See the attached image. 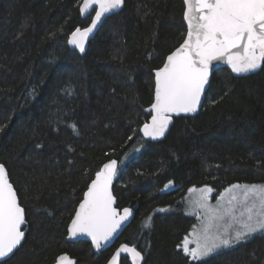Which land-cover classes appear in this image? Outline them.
<instances>
[{"label":"trees","instance_id":"1","mask_svg":"<svg viewBox=\"0 0 264 264\" xmlns=\"http://www.w3.org/2000/svg\"><path fill=\"white\" fill-rule=\"evenodd\" d=\"M81 3L0 0V163L27 217L26 241L7 264H53L63 253L106 264L121 243L144 264H197L182 251L199 222L185 212L189 190L210 187L216 200L233 184H264V67L247 77L216 71L199 115L175 119L163 141L149 142L141 129L154 71L185 39L184 0H126L85 54L68 44L91 23ZM112 159L120 162L118 207L136 218L116 246L96 254L88 242H68V226ZM200 264H264V235Z\"/></svg>","mask_w":264,"mask_h":264},{"label":"snow or ice","instance_id":"2","mask_svg":"<svg viewBox=\"0 0 264 264\" xmlns=\"http://www.w3.org/2000/svg\"><path fill=\"white\" fill-rule=\"evenodd\" d=\"M124 3L125 0H82L81 15L90 11L94 15L88 27L72 32L68 43L84 53L89 36L102 18L118 12ZM184 4L186 39L155 71L154 99L148 109L154 114L141 129L145 137L153 140L168 131L171 114L198 112L216 63H226L233 73L242 76L264 67V0H184ZM70 127L79 134L75 124ZM117 173V161L113 159L95 174L69 226L70 238L90 237L99 250L113 240L131 216L130 209H123L121 215L114 207L112 184ZM199 191L194 206L203 209L204 217L201 226L194 228V239L186 238L182 247L192 261L200 264L218 250L246 242L257 234L264 235V185L233 184L220 195L216 205L209 204L213 189ZM150 219L146 227L150 226ZM24 225L25 209L5 165L0 163V264H7L6 258L21 246ZM190 243L195 246L190 248ZM122 253L143 260L140 251L125 244L116 250L109 264H120ZM58 264L74 262L62 255Z\"/></svg>","mask_w":264,"mask_h":264},{"label":"water","instance_id":"3","mask_svg":"<svg viewBox=\"0 0 264 264\" xmlns=\"http://www.w3.org/2000/svg\"><path fill=\"white\" fill-rule=\"evenodd\" d=\"M125 4H126V0H125V3H124V6H123L118 12H115V13H113V14H111V15H108V16L102 18V22L97 26V29L94 30L93 34L89 36L88 41H87V43H86V45H85V52H84V53H80L79 50H78L77 48H75L74 46H72V45H70V44L68 43L70 49L73 50V51H77L79 54H85V53L87 52L88 48H89L90 42H91V41L96 37V35L99 33V31H100L101 27L103 26V24H104V23H105L110 17H112L113 15H115V14L121 12V11L125 8ZM184 6H185V4H184ZM185 11H186V6H185V9H184V23H185V25H186V27H187V22H186V20H185ZM93 15H94V12H91V11H90V13H88V14L81 15V17H82L83 19H87L88 17L93 16ZM89 25H90V24H89ZM81 29H83V28H81ZM186 33H187V32H186ZM70 37H71V35L69 36V38H70ZM185 39H186V36H185ZM185 39H184V40H185ZM183 42H184V41H183ZM183 42H182V43H183ZM179 47H180V46H179ZM169 55H170V54H169ZM166 61H167V58H166ZM166 61H165V63H166ZM165 63H164V64H165ZM163 66H164V65H163ZM163 66H162V67H163ZM162 67H161V68H162ZM223 68L228 69V70L233 74V76H235V77H247V76H250V75H253V74H256V73L260 72V71L262 70L263 67H262L261 69L257 70V71L254 72V73H250V74H248V75H246V76H242V75H237L236 73H233L232 70H231V67H230L229 65H227L226 63H216V64H215V69H214V71H213V74H212L211 77H210V86H211V83H212V78H213L214 73H215L216 71L220 70V69H223ZM155 71H156V70H155ZM155 71H154V78H155ZM209 89H210V87H207V88H206V94H205L204 97H202L201 107H200V109L198 110V112H197L196 114H181V115H179V116H177V115H175V114H171V116H172V123L169 125V127H168V131L165 133V135H164L163 137H161V138H159V139H155V140H153V139H151V138H149V137H145V136L143 135L142 131H141V135H142V137H143L144 139H146L147 141H149V142H153V143H159V142L163 141V140L169 135L171 129L173 128L174 123H175V119H177V118H181V117H195V116L199 115V113L201 112V110H202V108H203V106H204V104H205L206 97H207V93H208ZM150 108H151V106H150L148 109H150ZM148 109H147V114L150 115V118H149V121H148L147 123H150V122H151V116H152L154 113L148 111ZM112 160H113V159H112ZM114 160L117 161V166H118V171H119V169H120V162H119V160H117V159H114ZM108 162H109V161H108ZM108 162H106V163H108ZM106 163H105V164H106ZM102 168H103V166L101 167V169H102ZM101 169H100V170H101ZM7 171H8V170H7ZM117 174H118V173H117ZM94 179H95V176H94L93 180H94ZM9 180H10V182H11L10 176H9ZM93 180H92V181H93ZM92 181H91V182H92ZM91 182L89 183V185L91 184ZM115 182H116V177L114 178V180H113V184H112V192H113V195H114V197H115V199H116V203L114 204V207H116L117 209H119V210H120V214L122 215V214H123L122 210L125 209V208L120 209V208L118 207V201H117V198H116V196H115V194H114V186H115ZM11 183H12V182H11ZM89 185H88V187H89ZM13 186H14V185H13ZM87 190H88V188H87ZM87 190L85 191V193L87 192ZM85 193H84V194H85ZM18 198H19V196H18ZM83 199H84V196H83ZM83 199H82V201H83ZM19 201H20V199H19ZM82 201H81V202H82ZM81 202H80V203H81ZM80 203H79V204H80ZM78 208H79V205L77 206L76 211L78 210ZM126 208L130 209L132 214H131V216H129L128 220L125 221L124 225H122V227H121V229L118 231L117 235L113 238V240H112L107 246L102 247L101 249L97 250V249L95 248V246L93 245V243H92L90 237H87V236H78V237H75V238H70L69 231H68V235H67V241L70 242V243L88 242V243H90V244L92 245L93 251H94L96 254H99V253H101L102 251H106V250H109V249L113 248V247L116 246V244L118 243V241H119V239L121 238V236L123 235L124 231H125V230H126L131 224H132V222H133V221L135 220V218H136V212H135L132 208H130V207H126ZM76 211H75V213H76ZM74 216H75V214H74ZM74 216H73V218H74ZM25 217H26V211H25ZM73 218H72V219H73ZM71 221H72V220H71ZM70 224H71V222H70ZM70 224H69V226H70ZM69 226H68V230H69ZM26 227H27V217H26V225L22 226L23 230L25 231V239H24V241L22 242L21 246H20L17 250H15V252H14L9 258H6L7 261H8L9 259H11V258L13 257V255H14V254H15V253H16V252H17V251L23 246V244L25 243L26 238H27V232H26V230H25ZM125 244H126V243H121V244H119L118 247H117V248L115 249V251L113 252V254L116 252V250H117L121 245H125ZM126 245H128L129 247H133V246H131V245H129V244H126ZM113 254H112V255H113ZM141 254H142V253H141ZM62 255H66L67 257L70 258L71 261L74 262V264H78L77 260L74 259V258H72L69 254H67V253H63V254H61L60 256H62ZM60 256H59V257H60ZM142 256H143V255H142ZM111 257H112V256H111ZM111 257H110V259H111ZM124 258H128L131 264H144V263H145L144 256H143V260L140 261V260H135V259L131 256V254H125V253H122V254H121V261H120V264H122V260H123ZM110 259L108 260V262H107L106 264H109ZM53 264H58V258L56 259V261H55Z\"/></svg>","mask_w":264,"mask_h":264},{"label":"rangeland","instance_id":"4","mask_svg":"<svg viewBox=\"0 0 264 264\" xmlns=\"http://www.w3.org/2000/svg\"><path fill=\"white\" fill-rule=\"evenodd\" d=\"M240 185H245V184H240ZM248 185V184H247ZM259 185H264V184H259ZM173 187L172 186H169L167 189H166V191H169V190H171ZM204 188H210V187H202V188H192V189H196L197 191H192V189H190L189 190V192H188V194H187V197H186V206H185V212H186V214L187 215H189V216H196L197 218H198V220H199V222H198V224L194 227V228H196V229H198L200 226H201V220L203 219V217H204V212H203V209H198V208H196L195 206H194V203H195V201L196 200H198V198L200 197V189H204ZM229 188V187H228ZM212 189V188H211ZM224 192L225 191H223L222 193H221V195L222 194H224ZM214 194H215V191L213 190L212 191V193L210 194V200H209V204L210 205H216L217 204V201L219 200V197L216 199V200H214ZM197 212H199V215H197L196 213ZM194 228H193V230L190 232V234L186 237L187 238V240H189V241H192L193 239H194V235H195V233H194ZM185 238V239H186ZM185 241V240H184ZM195 245L194 244H189V247L191 248V247H194ZM182 247H183V244H182ZM230 248V247H229ZM226 249H228V248H224V249H221V250H218L216 253H214V254H212V255H210L209 257H211V256H213V255H215V254H217V253H220V252H222V251H224V250H226ZM209 257H207V258H209ZM206 258V259H207Z\"/></svg>","mask_w":264,"mask_h":264}]
</instances>
